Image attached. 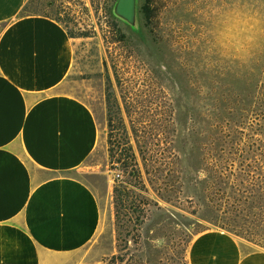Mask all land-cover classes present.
Segmentation results:
<instances>
[{
  "label": "rangeland",
  "instance_id": "obj_1",
  "mask_svg": "<svg viewBox=\"0 0 264 264\" xmlns=\"http://www.w3.org/2000/svg\"><path fill=\"white\" fill-rule=\"evenodd\" d=\"M117 2L29 0L26 7L88 36L74 39L64 88L100 125L98 149L78 172L103 208L97 264H188L192 241L208 230L264 249V33L243 65L213 54L205 39L233 6L264 21V0H156L152 22L139 15V34L114 16ZM109 94L120 106L116 122L127 124L139 178L131 161L124 169L110 159ZM118 177L131 190L119 213Z\"/></svg>",
  "mask_w": 264,
  "mask_h": 264
},
{
  "label": "crops",
  "instance_id": "obj_2",
  "mask_svg": "<svg viewBox=\"0 0 264 264\" xmlns=\"http://www.w3.org/2000/svg\"><path fill=\"white\" fill-rule=\"evenodd\" d=\"M29 0H0V264H97L103 208L78 174L95 154L100 125L64 88L75 40ZM188 264H264V249L208 230Z\"/></svg>",
  "mask_w": 264,
  "mask_h": 264
},
{
  "label": "clouds",
  "instance_id": "obj_3",
  "mask_svg": "<svg viewBox=\"0 0 264 264\" xmlns=\"http://www.w3.org/2000/svg\"><path fill=\"white\" fill-rule=\"evenodd\" d=\"M226 16L225 21L214 24L205 39L213 54L222 60L243 65L251 58L258 35L264 33V21L255 17L244 18L238 5L233 6Z\"/></svg>",
  "mask_w": 264,
  "mask_h": 264
},
{
  "label": "trees",
  "instance_id": "obj_4",
  "mask_svg": "<svg viewBox=\"0 0 264 264\" xmlns=\"http://www.w3.org/2000/svg\"><path fill=\"white\" fill-rule=\"evenodd\" d=\"M155 1L156 0H145V4L141 8V10L139 9V15H142L143 19L146 20L147 22H152L153 18L155 17V10L153 9V4L155 3ZM26 12H27V10H26ZM27 13H29V12H27ZM29 14H33V13H29ZM45 16H47V15H45ZM47 17H49V16H47ZM54 20H56L59 23H62V20L60 18H55ZM67 31H68L69 36L72 39L81 38V37H88V36H86V34H76L70 30H67ZM108 104H109V110H110L109 111L110 112V114H109V128H110L109 156H110V159L112 162L114 161L117 163H121L123 165L124 169H125V167L126 168L130 167L129 161H131V165H132L131 167H133V174L139 178L142 176V171H141V168L139 165L138 156H137V153L135 151V147L131 144V138L129 136L127 124L125 123L124 117H122L120 119L119 124L116 122L117 112L115 111V108L118 107L119 104H118L117 99L113 98L112 94L108 95ZM119 108H120V106H119ZM117 131L121 132V134L118 135V137L116 136ZM237 132L238 131L235 130L236 134H237ZM133 133L136 136L135 140H136V143H137L138 148H139L140 141L138 140V134L135 130L133 131ZM226 138H230V133L226 136ZM123 140H124V143L122 146L121 142ZM128 144H129V146H127ZM121 147H123V148H121ZM120 151H122L121 154H119ZM139 151H140V155L144 158L143 151L141 148ZM123 152L126 155L122 159V157L124 155ZM221 152L223 153L224 149H221ZM235 154H237V152ZM231 155H232V152H231ZM263 174H264V171H263ZM129 191H131V190L128 188L127 183L125 181H120V178L118 177V179L116 181V186L114 188L115 202H116V208H117L118 213L121 210V207H123L124 201L127 198ZM118 216H119V214H118Z\"/></svg>",
  "mask_w": 264,
  "mask_h": 264
},
{
  "label": "water",
  "instance_id": "obj_5",
  "mask_svg": "<svg viewBox=\"0 0 264 264\" xmlns=\"http://www.w3.org/2000/svg\"><path fill=\"white\" fill-rule=\"evenodd\" d=\"M114 16L128 25L133 32L140 33L139 0H118Z\"/></svg>",
  "mask_w": 264,
  "mask_h": 264
}]
</instances>
